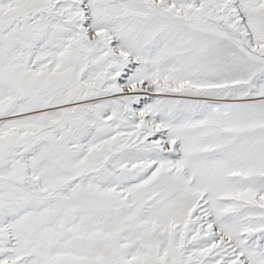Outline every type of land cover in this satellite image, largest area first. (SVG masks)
Here are the masks:
<instances>
[{"label":"snow or ice","instance_id":"6c2138e0","mask_svg":"<svg viewBox=\"0 0 264 264\" xmlns=\"http://www.w3.org/2000/svg\"><path fill=\"white\" fill-rule=\"evenodd\" d=\"M0 264H264V0H0Z\"/></svg>","mask_w":264,"mask_h":264}]
</instances>
